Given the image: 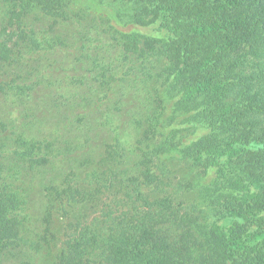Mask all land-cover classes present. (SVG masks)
Listing matches in <instances>:
<instances>
[{"label":"trees","instance_id":"trees-1","mask_svg":"<svg viewBox=\"0 0 264 264\" xmlns=\"http://www.w3.org/2000/svg\"><path fill=\"white\" fill-rule=\"evenodd\" d=\"M2 1L0 95L17 102L29 97L50 71L57 74L48 88L57 84L59 97H66L75 78L82 82L75 73L85 70L84 62L44 61L42 52L49 56L58 50L65 56L80 50L90 59L87 74H79L94 76L96 92L114 78L123 79L119 66L130 73L126 84L138 75L151 80L160 68L164 95L157 98L154 129H143L135 148L128 134L117 130L112 141L100 145L91 144L95 132L93 138L86 133L83 143L65 138L68 126L90 120L81 113L82 101L69 107L64 129L40 137L10 106L6 119H0V262L18 251L20 264H35L34 250L42 249L23 227L34 171L82 157L79 170L72 167L61 185H45L47 223L56 200L63 213H69L65 202L78 208L47 264H264V0H127L136 5L128 19L119 21L132 25L127 31L96 15L85 26L87 11H75L77 0ZM93 29L110 34V40L93 37ZM91 47L94 55L85 51ZM40 118L47 117L33 115L38 123ZM181 120L193 126L191 136L176 138L172 125ZM168 157L203 167L211 179L201 201L186 207L175 201L172 187L197 183L175 181ZM82 168L91 169L72 184ZM109 195H120L117 210L90 222Z\"/></svg>","mask_w":264,"mask_h":264},{"label":"rangeland","instance_id":"rangeland-1","mask_svg":"<svg viewBox=\"0 0 264 264\" xmlns=\"http://www.w3.org/2000/svg\"><path fill=\"white\" fill-rule=\"evenodd\" d=\"M75 5V11L84 12V17L82 21L85 26H88V22L92 20L93 15L101 17L105 24L110 23L117 29L129 30L132 25H123L119 21H125L133 14L136 7L135 3L127 0H77ZM84 10V11H83ZM89 10H93L90 13ZM4 4L0 0V19L4 15ZM74 20V19H72ZM72 23V22H71ZM70 27L73 26L71 25ZM150 31L151 28H148ZM59 32L66 33L65 28H59ZM145 31V30H144ZM90 34L93 37H104L105 40H110V34H102V36L96 30H92ZM65 36V35H64ZM103 39V38H102ZM94 55L97 51L94 47L90 50H85ZM113 51V50H112ZM80 50L76 53L74 52L70 56H65L63 52L56 51L53 54H48L42 52L44 61L50 63L52 60L64 61L68 66H81L84 65L85 70H77L75 73L81 78L82 82L76 80L68 91L66 92V97H59L62 89H55L57 84H52V87L48 88L47 83L49 80L53 82V78L56 76L51 74L49 71L40 81L43 83L41 86H34V89L30 92L29 97L25 96L17 102V98L10 96L7 99L6 96L0 95V119H6L7 115L10 113L9 109L12 105L16 107L17 113L23 116L22 123L29 124L32 128L31 132L38 134L49 135L50 133L56 132L57 128L61 127L64 129L65 124L69 121L70 108H73L77 101H82L81 104L85 105V108L81 113H88L89 119H85L83 123H75L72 126H68L65 129L64 137L67 138L71 136L76 139L78 143H83L85 139V134L88 133L90 137L93 138V133H98L96 138H93L91 144L100 145L103 141H112L115 137L116 130L121 132V136L128 134L127 140L129 144L135 148L137 145V140L141 136L143 129L153 130L157 115L156 105L158 104V95L163 94L164 86L162 84V75L160 74L162 70L158 68L157 72L152 74L151 80L145 75H138V79L134 83L126 84L129 74L124 71L123 68H119L122 74V80H111L109 84L105 87L100 88L99 92H96L99 86L98 82L94 81V76L88 75L81 77L79 73L87 74V67L90 66V59L87 57H81ZM78 55V59H73L74 55ZM48 56V58H46ZM107 61V60H106ZM84 62V63H79ZM79 69V68H78ZM95 73V72H93ZM34 73L30 76L32 78ZM93 79V80H92ZM65 82V81H64ZM76 93V95H75ZM164 95V94H163ZM82 96L86 97V100H82ZM39 98L44 101L39 102ZM15 101V102H13ZM70 102V103H69ZM101 105H100V104ZM38 106H42L38 108ZM83 108V107H82ZM81 111V110H80ZM44 112V113H41ZM170 109L166 110V113L161 116L162 119H166ZM29 113L30 116L26 115ZM40 114L45 115L47 118H40V123L33 119V115ZM142 125V126H141ZM176 126L178 129L177 137L184 135L191 136V130L193 126L188 128V123H175L172 126ZM198 128L197 126H195ZM200 127V126H199ZM59 129V130H60ZM170 127L165 129V133H168ZM198 129L197 131H201ZM61 131V130H60ZM149 136V135H148ZM63 138L62 142L65 140ZM159 139V137L157 138ZM100 143V144H98ZM64 143L62 144V146ZM81 148V147H80ZM79 148L78 151L81 149ZM83 148V147H82ZM62 150V147L58 148ZM78 154V152H76ZM81 154V153H80ZM82 157H68L61 160H56L43 168H39L34 171L33 176L29 179L28 185V196L26 197L27 203L22 208V212L26 215L27 219L24 222V230L26 236L31 243L40 244L41 250H34V260L35 264H47L49 260L57 255V251L61 245V241L64 239V233L67 229L68 222L70 221V215H73L76 206H70L68 202H65V209L69 213H63L61 210L62 205L59 201H54L52 211V216H49V223H47L48 214V204L49 197L45 190V185L49 183L60 184L65 181V174L70 171L72 167L77 166L79 170V161ZM169 169L171 170V176H173L175 181L182 180V183L194 182L197 183L195 187H186L176 190L172 187L170 191L175 190L174 199L176 202H181L183 205L189 206L194 202L201 201L204 197V188L206 183L211 179L210 177H205V172L201 165L193 164L191 161L183 160L180 158L168 157L166 159ZM91 169V168H89ZM88 168H82L79 173L80 177L71 180V183L80 182L85 175V172L89 170ZM78 173V175H79ZM157 196L158 194H154ZM121 199L119 196H106L102 198L100 206L95 210L94 215L92 214L90 222H94V217L102 219L103 213L113 209L116 211L118 208L117 200ZM49 224V229L47 226ZM34 249L33 247H30ZM36 253V254H35ZM14 255V254H13ZM21 252L16 251L15 256H10L5 259L0 264H20Z\"/></svg>","mask_w":264,"mask_h":264}]
</instances>
